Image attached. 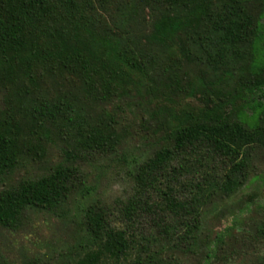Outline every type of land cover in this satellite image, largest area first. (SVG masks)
I'll return each instance as SVG.
<instances>
[{
    "label": "trees",
    "instance_id": "1",
    "mask_svg": "<svg viewBox=\"0 0 264 264\" xmlns=\"http://www.w3.org/2000/svg\"><path fill=\"white\" fill-rule=\"evenodd\" d=\"M263 16L264 0H0V89L12 97L0 183L52 143L71 159L1 189L0 228L89 194L75 161L123 145L128 98L156 121V146L131 159V192L113 212L81 210L65 264H214L225 235L205 233L206 208L233 196L264 151ZM256 238L264 245V222Z\"/></svg>",
    "mask_w": 264,
    "mask_h": 264
},
{
    "label": "rangeland",
    "instance_id": "2",
    "mask_svg": "<svg viewBox=\"0 0 264 264\" xmlns=\"http://www.w3.org/2000/svg\"><path fill=\"white\" fill-rule=\"evenodd\" d=\"M264 26V16L261 20ZM264 35V33H263ZM264 49V37H263ZM8 89H0V114L6 112L11 103ZM117 101V100H116ZM127 117L133 125L129 136L115 154L86 155L77 160L82 173V183L89 187V194L83 197L75 191L70 199L66 213H49L27 210L21 226L17 230L0 228V264H23L29 259L39 264H65L78 242L81 210L89 204L109 207L113 212L115 203L124 200L131 190L129 165L133 156L140 158L155 147L152 130L156 121L148 119L146 112L136 100L122 101ZM109 110L114 109L110 105ZM152 122V123H151ZM122 158L126 159L122 160ZM71 159L63 152L61 144L48 145L40 162L29 158L0 183V190L25 178H34L50 171L59 163ZM203 223L205 233L210 237L222 233L225 246L220 250L214 264H252L264 254V245L254 239L256 227L264 222V151L255 149L250 158L249 177L246 183L231 197L217 200L206 208ZM113 218V216H112ZM181 257L193 264L200 257Z\"/></svg>",
    "mask_w": 264,
    "mask_h": 264
}]
</instances>
